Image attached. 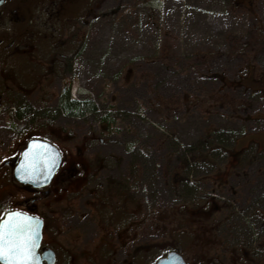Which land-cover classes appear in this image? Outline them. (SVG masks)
I'll use <instances>...</instances> for the list:
<instances>
[{"label": "flooded vegetation", "instance_id": "flooded-vegetation-1", "mask_svg": "<svg viewBox=\"0 0 264 264\" xmlns=\"http://www.w3.org/2000/svg\"><path fill=\"white\" fill-rule=\"evenodd\" d=\"M101 2L0 0V222L22 215L33 264H264V147L227 152L202 126L190 143L189 100L174 112L177 91L153 88L178 70L135 74L107 43L93 68L85 28ZM251 178L254 197L240 191Z\"/></svg>", "mask_w": 264, "mask_h": 264}, {"label": "rangeland", "instance_id": "rangeland-1", "mask_svg": "<svg viewBox=\"0 0 264 264\" xmlns=\"http://www.w3.org/2000/svg\"><path fill=\"white\" fill-rule=\"evenodd\" d=\"M94 12L85 28L92 49L84 55L88 60L92 56L93 68L107 43L108 52L136 68L135 74L151 68L164 76L167 70H178L171 75L176 76L172 84L153 88L166 93L170 88L171 95L177 91L174 112L189 100L183 118L190 143L202 126V130L218 127L221 139L227 140V152L241 146L253 151L264 147V0H102L101 9ZM92 77L79 73L76 85L87 89ZM113 95L120 97L122 114H130L132 93L120 90ZM239 138L247 140L237 146ZM222 144L221 140V149ZM198 158L190 154L191 164ZM255 184L256 178H251L240 191L245 187L246 194L254 197L259 191ZM241 202V210L246 209L247 199Z\"/></svg>", "mask_w": 264, "mask_h": 264}, {"label": "snow or ice", "instance_id": "snow-or-ice-1", "mask_svg": "<svg viewBox=\"0 0 264 264\" xmlns=\"http://www.w3.org/2000/svg\"><path fill=\"white\" fill-rule=\"evenodd\" d=\"M27 227L23 222L9 221L7 224L0 222V255L4 250H7L9 255L21 258L20 264H33L35 260L34 242L28 237L20 239ZM30 257L31 259H29Z\"/></svg>", "mask_w": 264, "mask_h": 264}, {"label": "water", "instance_id": "water-1", "mask_svg": "<svg viewBox=\"0 0 264 264\" xmlns=\"http://www.w3.org/2000/svg\"><path fill=\"white\" fill-rule=\"evenodd\" d=\"M37 150H38V147L36 144H33L30 146L28 152H27V155L25 154V158L29 155V154H36L37 153ZM34 157H32L33 159ZM33 177H38V171H34L33 173H31ZM18 175V173H17ZM15 214H19V213H10L7 215V217L2 221L4 224H7L9 221H12V222H22V219H20L19 217L17 216H22V215H15ZM24 237L23 233L21 234L20 236V239L22 240V238ZM8 256H11L9 255L8 251L7 250H4L3 254L0 255V259L1 260H8Z\"/></svg>", "mask_w": 264, "mask_h": 264}]
</instances>
